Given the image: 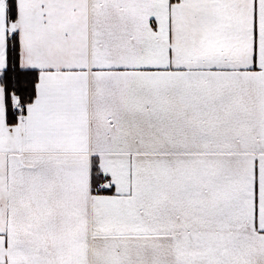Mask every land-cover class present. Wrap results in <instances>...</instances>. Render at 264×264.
Instances as JSON below:
<instances>
[{"label":"snow or ice","instance_id":"snow-or-ice-1","mask_svg":"<svg viewBox=\"0 0 264 264\" xmlns=\"http://www.w3.org/2000/svg\"><path fill=\"white\" fill-rule=\"evenodd\" d=\"M0 264H264V0H0Z\"/></svg>","mask_w":264,"mask_h":264}]
</instances>
